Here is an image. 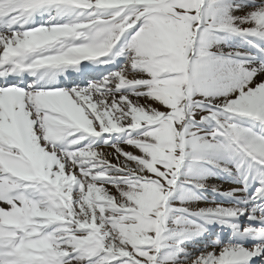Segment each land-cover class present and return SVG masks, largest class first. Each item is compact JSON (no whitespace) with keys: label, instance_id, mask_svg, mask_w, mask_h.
Instances as JSON below:
<instances>
[{"label":"snow or ice","instance_id":"1","mask_svg":"<svg viewBox=\"0 0 264 264\" xmlns=\"http://www.w3.org/2000/svg\"><path fill=\"white\" fill-rule=\"evenodd\" d=\"M0 264H264V0H0Z\"/></svg>","mask_w":264,"mask_h":264},{"label":"rangeland","instance_id":"2","mask_svg":"<svg viewBox=\"0 0 264 264\" xmlns=\"http://www.w3.org/2000/svg\"><path fill=\"white\" fill-rule=\"evenodd\" d=\"M210 183H219V181L213 179L212 181H210ZM203 195L206 197L207 200H209V202H211V200H213V199H217V200L226 199V197H220V196H218V194L213 193L211 190H205ZM199 206H203V204H200ZM210 230L211 231H218V232H220V234L222 236L223 235H228L230 233V230L225 231L219 225H212L210 227Z\"/></svg>","mask_w":264,"mask_h":264}]
</instances>
